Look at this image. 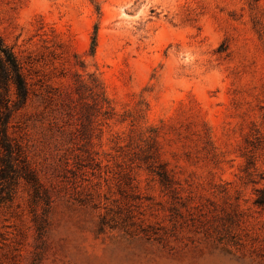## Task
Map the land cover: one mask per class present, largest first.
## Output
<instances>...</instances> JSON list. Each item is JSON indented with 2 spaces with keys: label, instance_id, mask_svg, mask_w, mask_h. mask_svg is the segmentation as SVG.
<instances>
[{
  "label": "rangeland",
  "instance_id": "obj_1",
  "mask_svg": "<svg viewBox=\"0 0 264 264\" xmlns=\"http://www.w3.org/2000/svg\"><path fill=\"white\" fill-rule=\"evenodd\" d=\"M0 36L41 186L0 178V264H264V0H0Z\"/></svg>",
  "mask_w": 264,
  "mask_h": 264
},
{
  "label": "trees",
  "instance_id": "obj_2",
  "mask_svg": "<svg viewBox=\"0 0 264 264\" xmlns=\"http://www.w3.org/2000/svg\"><path fill=\"white\" fill-rule=\"evenodd\" d=\"M93 46L96 47V38L93 39ZM93 80L95 84L97 83L93 86V89L97 91L99 96V90H103L102 84L97 79ZM30 93L31 89L21 62L15 53L5 45L0 36V151L2 154L0 156V178L8 179L12 186L15 179L12 177V173L16 172L13 166V163H15L23 171L20 178L30 184L39 197L41 186L31 168L26 150L9 133L13 102L18 104L19 107L24 106ZM12 95L15 96V101L12 100ZM152 172L159 178L163 187H172L174 181L164 166L159 165V168L153 169ZM11 194L9 193L10 197ZM255 205L264 208V187L256 190Z\"/></svg>",
  "mask_w": 264,
  "mask_h": 264
}]
</instances>
